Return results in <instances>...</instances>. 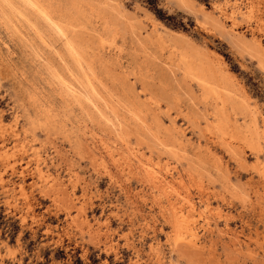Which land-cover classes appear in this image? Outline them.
I'll return each mask as SVG.
<instances>
[{
  "label": "rangeland",
  "instance_id": "374dc122",
  "mask_svg": "<svg viewBox=\"0 0 264 264\" xmlns=\"http://www.w3.org/2000/svg\"><path fill=\"white\" fill-rule=\"evenodd\" d=\"M0 9V264H264V0Z\"/></svg>",
  "mask_w": 264,
  "mask_h": 264
},
{
  "label": "bare ground",
  "instance_id": "6f19581e",
  "mask_svg": "<svg viewBox=\"0 0 264 264\" xmlns=\"http://www.w3.org/2000/svg\"><path fill=\"white\" fill-rule=\"evenodd\" d=\"M1 1H3V0H1ZM25 1H26V0H25ZM30 1H31V0H30ZM35 1H36V0H35ZM37 2H38V1H37ZM5 3H6V2H5ZM2 4H3V3H2ZM6 4H8V3H6ZM11 4H12V3H11ZM26 4H27V3H26ZM31 4H32V3H31ZM29 5H30V4H29ZM2 6H3V5H2ZM6 6H7V5H6ZM11 6H14V5H11ZM3 7H4V6H3ZM7 7H8V6H7ZM21 7H22V6H21ZM33 7H34V5H33ZM40 7H42V6L40 5ZM5 8H6V7H5ZM9 8H10V7H9ZM13 8H15V7H13ZM22 8H23V7H22ZM31 8H32V7H31ZM36 8H37V7H36ZM2 9H3V11H4V8H2ZM10 9H11V8H10ZM32 9H34V8H32ZM42 9H43V8H42ZM0 10H1V9H0ZM14 10H15V9H14ZM37 10H38V9H36V11H37ZM43 10H44V9H43ZM11 11H13V10H11ZM17 11H18V10H17ZM33 11H35V9H34ZM36 11H35V12H36ZM44 11H46V10H44ZM18 12H19V11H18ZM37 12H39V11H37ZM11 13H12V12H11ZM16 13H17V12H16ZM19 13H20V12H19ZM0 14H1V13H0ZM13 14H14V13H13ZM13 14H12V15H13ZM3 15H4V14H3ZM21 16H22V14H21ZM66 16H67V15H66ZM2 17H3V16H2ZM12 17H13V16H12ZM23 17H24V16H23ZM26 17H27V16H26ZM0 18H1V15H0ZM19 18H20V17H19ZM120 18H121V17H120ZM2 19H3V18H2ZM2 19H1V20H2ZM14 19H15V18H14ZM17 19H18V18H17ZM17 19H16V20H17ZM20 19H22V18H20ZM25 19H26V18H25ZM47 19H48V18H47ZM47 19H46V20H47ZM106 19H107V18H105V20H106ZM108 19H109V18H108ZM3 20H4V19H3ZM5 20H6V17H5ZM49 20H50V19H49ZM74 20H75V19H74ZM6 21H7V20H6ZM9 21H10V20H9ZM9 21H8V23L10 24L11 21H10V22H9ZM75 21H76V20H75ZM111 21H112V19H111ZM114 21H116V20H114ZM199 21H200V20H199ZM13 22H14V21H13ZM27 22H28V21H27ZM42 22H43V21H42ZM45 22H46V21H45ZM49 22H50V21H49ZM200 22H201V21H200ZM4 23H6V22H4ZM17 23H18V22H17ZM20 23H21V22H20ZM29 23H30V22H29ZM115 23H117V22H115ZM202 23H203V21H202ZM18 24H19V23H18ZM50 24H51V23H50ZM1 25H2V24H1ZM77 25H78V24H77ZM77 25H76V26H77ZM107 25H108V24H107ZM5 26H6V25H5ZM7 26H8V25H7ZM22 26H23V25H22ZM78 26H80V25H78ZM102 26H103V28H104V25H102ZM11 27H14V26L11 25ZM16 27H17V26H16ZM32 27H33V26H32ZM54 27H55V26H54ZM117 27H118V26H116V28H115L116 30H117ZM2 28H3V27H2ZM20 28H21V26H20ZM22 28H23V27H22ZM24 28H25V27H24ZM56 28H58V27L56 26ZM79 28H80V27H79ZM103 28H102V29H103ZM110 28H112V27L110 26ZM4 29H5V27H4ZM4 29H3V30H4ZM8 29H9V28H8ZM10 29H11V28H10ZM52 29H53V28H52ZM61 29H62V28H61ZM61 29H60V30H61ZM65 29H66V28H65ZM68 29H69V28H68ZM34 30H35V27H34ZM48 30L50 31L49 28H48ZM69 30H70V29H69ZM74 30H76V29H74ZM77 30H79V29L77 28ZM77 30H76V31H77ZM116 30H115V32H116ZM11 31H13V29H11ZM14 31H16V29H15ZM24 31H26V29H25ZM76 31H75V34L77 35ZM108 31H109V30H108ZM108 31H107V32H108ZM7 32H8V30H7ZM29 32H30V31H29ZM31 32H32V30H31ZM42 32H43V31H42ZM61 32H62V31H61ZM111 32H114V31H111ZM111 32H110V33H111ZM11 33H12V32H11ZM51 33H52V32H51ZM63 33H65V32H63ZM9 34H10V33H9ZM14 34H16V36L18 35L17 33H14ZM36 34H37V33H36ZM60 34H61V33H60ZM113 34H115V33H113ZM50 35H51V34H50ZM76 35H75V36H76ZM7 36H8V35H7ZM14 36H15V35H14ZM62 36H63V34H62ZM8 37H9V36H8ZM17 37H18V36H17ZM39 37H40V36H39ZM76 37H77V36H76ZM76 37H75V38H76ZM79 37H80V40H81V35H80ZM79 37H78V39H79ZM18 38H20V37H18ZM25 38H26V37H25ZM36 38H37V37H36ZM50 38H51V37H50ZM67 38H68V37H67ZM10 39H11V38H10ZM17 40H18V39H17ZM20 40H21V39H20ZM24 40H27V39H24ZM31 40H32V39H31ZM80 40H79V41H80ZM12 41H13V40H12ZM60 41H61V40H60ZM62 41H63V39H62ZM62 41H61V42H62ZM102 41H103V40H102ZM1 42H2V41H1ZM19 42H20V41H19ZM23 42H24V41H23ZM27 42H28V41H27ZM64 42H65V41H64ZM70 42L72 43V41H70ZM11 43H12V42H11ZM17 43H18V42H17ZM21 43H22V42H21ZM43 43H44V42H43ZM55 43H56V42H55ZM58 43H59V42H58ZM73 43H74V42H73ZM103 43H104V42H103ZM18 44H19V43H18ZM28 44L31 45L30 43H28ZM59 44H60V43H59ZM65 44H66V42H65ZM10 45H11V44H10ZM12 45H13V44H12ZM19 45H21V44H19ZM46 45H47V44H46ZM72 45H73V44H72ZM3 46H4V45H3ZM31 46H32V45H31ZM35 46H36V45H35ZM21 47H22V46H21ZM75 47H77V45H75ZM7 48H8V47H7ZM27 48H28V47H27ZM51 48H52V46H51ZM53 48H54V47H53ZM72 48H73V47H72ZM77 48H78V47H77ZM19 49H20V47H19ZM54 49H55V48H54ZM29 50H31V49H29ZM75 50H76V49H75ZM77 50H78V49H77ZM80 50H82V49H80ZM260 50H262V49H260ZM27 51H28V49H27ZM27 51H26V52H27ZM34 51H35V50H34ZM51 51H52V50H51ZM9 52H10V51H9ZM32 52H33V50H32ZM56 52H57V51H56ZM58 52H59V51H58ZM58 52H57V53H58ZM66 52H67V51H66ZM72 52H73V51H72ZM35 53H37V52H35ZM76 53L78 54V51H77ZM80 53H81V52H80ZM14 54H15V53H14ZM65 54H66V53H65ZM69 54H70V53H69ZM77 54H76V55H77ZM185 54H186V53H185ZM27 55H28V53H27ZM34 55H35V54H34ZM36 55H37V54H36ZM38 55H39V54H38ZM57 55H60V54L58 53ZM73 55H74V54H73ZM181 55H182V54H181ZM181 55H180V56H181ZM195 55H196V54H195ZM263 55H264V54H263ZM263 55H262V57H264ZM11 56H13V55H11ZM67 56H68V55H67ZM186 56H187V55H186ZM201 56H202V55H201ZM260 56H261V55H260ZM37 57H38V56H37ZM59 57H60V56H59ZM61 57H62V56H61ZM77 57H78V56H77ZM194 57L196 58V56H194ZM194 57H193V58H194ZM199 57H200V56H199ZM29 58H30V57H29ZM57 58H58V57H57ZM62 58H63V57H62ZM178 58H179V57H178ZM203 58H204V57H203ZM203 58L201 57V59H203ZM211 58H212V57H211ZM60 59H61V58H60ZM77 59H78V58H77ZM79 59H80L79 61L82 60V58H79ZM182 59H183V58H182ZM182 59H181V60H182ZM184 59H185V58H184ZM197 59H198V57H197ZM258 59L260 60V58H258ZM3 60H4V59H3ZM61 60H62V59H61ZM188 60L191 61V62L188 63L189 61H186V60H185V63L183 64V65H184V68H185V70H186L188 73H192V75H195V77H196L197 80L199 81V84L201 85V88L203 87V89H206V90L211 91V92H213V93H216V94H218V95H219L220 93H223L222 96H223V95H227V94H229L230 91H229V92H227V91H228V89H230V88L228 87V89H227V85H226V88H225V86H223V84H222V81L217 80V79H216L217 77L215 78L214 73L211 72V71L206 67V65H203V64H201V63H195L194 61L190 60L189 58H188ZM195 60H196V59H195ZM204 60L206 61L205 58H204ZM210 60H211V59H210ZM218 60H219V58H218ZM33 61H35V60H33ZM42 61H44V59H43ZM48 61H49V60H48ZM201 61H202V60H201ZM220 61H221V60H220ZM260 61H261V60H260ZM0 62H1V61H0ZM76 62H77V61H76ZM203 62H204V61H203ZM36 63H37V61H36ZM44 63H45V61H44ZM51 63H52V62H51ZM51 63H50V64H51ZM63 63H64V62H63ZM177 63H178V62H177ZM182 63H183V62H182ZM221 63H222V62H221ZM2 64H3V63H2ZM209 64H210V61H209ZM36 65H37V64H36ZM51 65H52V64H51ZM183 65H182V66H183ZM210 65H211V64H210ZM212 65H213V64H212ZM221 65H222V64H221ZM262 65H264V64H262ZM1 66H2V65H1ZM8 66H9V65H8ZM43 66H44V65H43ZM67 66H68V65H67ZM2 67H3V66H2ZM14 67H15V66H14ZM64 67H65V66H64ZM213 67H214V66H213ZM6 68H7V67H6ZM35 68H36V67H35ZM41 68H42V67H41ZM56 68H57V66H56ZM209 68H210V67H209ZM214 68H215V67H214ZM182 69H183V68H182ZM218 69H219V67H218ZM5 70H6V69H5ZM69 70H70V69H69ZM211 70H212V68H211ZM214 70H215V69H214ZM42 71H43V70H42ZM49 71H50V70H49ZM214 72H215V71H214ZM228 72H229V71H228ZM228 72H227V73H228ZM15 74H16V73H15ZM222 74H223V72H222ZM224 74H225V73H224ZM228 74H229V73H228ZM20 75H21V73H20ZM49 75H50V74H49ZM57 75H58V74H57ZM50 76H51V75H50ZM226 76H227V75H226ZM228 76H229V75H228ZM228 76H227V79H225V80H227V81H228ZM59 77H60V76H59ZM193 77H194V76H193ZM22 78H23V77H22ZM54 78H55V77H54ZM229 78H230V77H229ZM55 79H56V78H55ZM58 79H59V78H58ZM73 79H74V78H73ZM63 80H64V79L61 78V81H63ZM229 80H231V79H229ZM56 81H57V79H56ZM227 81H226V82H227ZM224 82H225V81H224ZM226 82H225V83H226ZM229 82H230V81H229ZM233 82H234V81H233ZM225 83H224V84H225ZM231 83H232V81H231ZM231 83H230V85H231ZM234 83H235V82H234ZM53 84H54V83H53ZM57 84H58V83H57ZM197 84H198V83H197ZM47 85H48V84H47ZM63 85H64V87H65V84H64V83H63ZM200 85H199V86H200ZM55 86H56V85H55ZM70 86H71V85H70ZM199 86H198V87H199ZM64 87H63V88H64ZM232 87H233L232 89L235 90V89H234V84H233ZM72 88H73V87H72ZM74 88H76V87H74ZM68 89H69V88H68ZM70 89H71V88H70ZM76 90H77V89H76ZM240 90H241V89H240ZM244 90H245V89H244ZM71 91H72V90H71ZM203 91H204V90H203ZM12 92H13V91H12ZM69 92H70V91H69ZM72 92H73V91H72ZM78 92H79V91H78ZM204 92H205V91H204ZM234 92H236V90H235ZM75 93H76V92H75ZM75 93H74V94H75ZM71 95H73V94H71ZM75 95H76V94H75ZM231 95H232V94H231ZM234 95H235V94H234ZM244 95H245V94H244ZM57 96H59V95H57ZM222 96H221V97H222ZM229 96H230V95H229ZM229 96H228V98L231 97V96H230V97H229ZM232 96H233V95H232ZM235 96H236V95H235ZM242 96H243V95H242ZM245 96H246V95H245ZM247 96H248V95H247ZM74 97H75V96H74ZM153 97H154V96H153ZM212 97H213V96H212ZM219 97H220V96H219ZM237 97H238V96H237ZM92 98H93V97H92ZM232 98H233V97H232ZM235 98H236V97H235ZM243 98H244V97H243ZM246 98H247V97H246ZM248 98H249V96H248ZM73 99H74V98H73ZM239 99H240V100H243V99H241V98H239ZM150 100H151V99H150ZM203 100H204V99H203ZM213 100H214V99H213ZM222 100H223V104H224V102H225V98H223ZM215 101H216V100H215ZM234 101H235V99H234ZM71 102H72V101H71ZM92 102H93V101H92ZM92 102H91V103H92ZM229 102H231V99H230ZM232 102H233V101H232ZM247 102H249V101H247ZM75 103H76V102H75ZM214 103H216V102H214ZM48 104H49V103H48ZM220 104H221V103H220ZM234 104H235V105H234L233 108H236V107H237V106H236V103L234 102ZM154 105H155V104H154ZM229 105H231V103H230ZM237 105H238V104H237ZM240 105H241V104H240ZM242 105H243V104H242ZM79 106H80V105H79ZM79 106H77V107H79ZM159 106H160V105H159ZM221 106H222V105H221ZM221 106H220V107H221ZM224 106H225V104H224ZM226 106H227V105H226ZM235 106H236V107H235ZM255 106H256V105H255ZM28 107H29V106H28ZM69 107H71V106L69 105ZM216 107H217V109H219V106H218V105H217ZM222 107H223V106H222ZM230 107H232V106H230ZM73 108H74V107H73ZM95 108H96V106H95ZM244 108H245V107H244ZM79 109H81V108L79 107ZM229 109H230V108H229ZM231 109H232V108H231ZM236 109H237V108H236ZM254 109H255V108H254ZM256 109H257V108H256ZM82 110H83V109H82ZM214 110H215V109H214ZM225 110H226V109H225ZM78 111H79V110H78ZM215 111H216V110H215ZM230 111H231V110H230ZM247 111H248V109H247ZM218 112H219V110H218ZM220 112H221V109H220ZM223 112H224V111H223ZM234 112H236V111L234 110ZM243 112H244V111H243ZM243 112H241V113L243 114ZM251 112H252V111H251ZM60 113H61V112H60ZM221 113H222V112H221ZM226 113H227V111L224 112V114H226ZM18 114H19V113H18ZM62 114H63V113H62ZM133 114H134V113H133ZM218 114H219V113H218ZM222 114H223V113H222ZM222 114H221V115H222ZM236 114H237V113H236ZM245 114H246V112H245ZM250 114H251V113H250ZM226 115L228 116V114H226ZM226 115H225V116H226ZM243 115H244V114H243ZM243 115H242V116H243ZM231 116H232V115H231ZM240 116H241V115H240ZM245 116H246V115H245ZM262 116H263V115H262ZM262 116H261V117H262ZM51 117H52V116H51ZM228 117H229V116H228ZM228 117H227L226 119H228ZM233 117H236V116H233ZM237 117H238V116H237ZM237 117H236V118H237ZM249 117H251V116H249ZM252 117H253V114H252ZM57 118H58V117H57ZM218 118H219V119L222 118V119H221V123H220L221 125H225V127H226V125H228V123L226 124V120H225V117H224V116L221 117V118H220V117H218ZM229 118H230V117H229ZM245 118H246V117H245ZM254 118H255V117H254ZM63 119H64V118H63ZM219 119H218V120H219ZM248 119H249V118H248ZM57 120H58V119H57ZM228 120H229V119H228ZM263 120H264V119H263ZM25 121H26V120H25ZM60 121H61V120H60ZM69 122H70V121H69ZM233 122H235V120H233ZM263 122H264V121H263ZM143 123H144V122H143ZM229 123H230V121H229ZM250 123H251V122H250ZM19 124H20V123H19ZM232 124L234 125V123H232ZM253 124H255V123H253ZM47 125H48V124H47ZM214 125L217 126L218 124H217V125L214 124ZM235 125H239V123L237 124V123L235 122ZM247 125H248V124H247ZM250 125H251V124H250ZM253 126H254V125H253ZM253 126H252V127H253ZM51 127H52V126H51ZM219 127H220V126H219ZM219 127H218V128H219ZM221 127H222V126H221ZM223 127H224V126H223ZM227 127H228V126H227ZM230 127L233 129L232 126H230ZM239 127H240V126H239ZM15 128H16V127H15ZM218 128H217V129H218ZM240 128H241V127H240ZM240 128H239V129H240ZM247 128H248V127H247ZM262 128H263V127H262ZM215 129H216V128H215ZM219 129H220V128H219ZM239 129L236 128V129L233 130V131L238 132ZM12 130H13V129H12ZM16 130H17V129H16ZM42 130H43V129H42ZM45 130H46V128H45ZM48 130H50V129H48ZM228 130H229V129H228ZM236 130H237V131H236ZM43 131H44V130H43ZM220 131H221V130H220ZM239 131H240V130H239ZM35 132H36V131H35ZM222 132H223V131H222ZM225 133H226V130H225ZM228 133H229V132H228ZM230 133H231V132H230ZM244 133H246V132H244ZM256 133H257V132H256ZM12 134H13V132H12ZM155 134H156V132H155ZM155 134L153 133V135H155ZM231 134H232V136L234 135L233 133H231ZM241 134H242V133H241ZM247 134H248V132H247ZM249 134H250V133H249ZM261 134H262V133H261ZM5 135H6V134H5ZM157 135H158V134H157ZM226 135H227V133H226ZM226 135H225V136H226ZM228 135H229V134H228ZM242 135H243V134H242ZM242 135H241V137H243ZM262 135H263V134H262ZM7 136H8V135H7ZM225 136H224V137H225ZM230 136H231V135H230ZM234 136H236V134H235ZM234 136H233V137H234ZM237 136L239 137L240 135L238 134ZM245 136H246V134H245ZM245 136H244V137H245ZM157 137H158V136H157ZM233 137H232V138H233ZM238 137H237V138H238ZM244 137H243V138H244ZM247 137H248V136H246L245 138H247ZM0 138H1V137H0ZM4 138H5V137H4ZM21 138H22V137H21ZM228 138H229V136H228ZM230 138H231V137H230ZM234 138H235V137H234ZM11 139H12V138H11ZM31 139H32V138H31ZM157 139H158V138H157ZM157 139H156V141L159 140V139H158V140H157ZM161 139H162V138H161ZM235 139H236V138H235ZM239 139H241V138L239 137ZM239 139H238V140H239ZM8 140H9V139H8ZM238 140H237V141H238ZM242 140H245V139H242ZM143 141H144V140H143ZM154 141H155V140H154ZM161 141H163V139H162ZM161 141H160V142H161ZM12 142H13V141H12ZM160 142H156V143H160ZM15 143L17 144L16 141H15ZM21 144H22V143H20V145H21ZM23 144H24V143H23ZM161 144H162V142H161ZM163 144H165V143H163ZM6 145H7V144H6ZM161 146H163V145H161ZM161 146H160V147H161ZM5 147H6V146H5ZM15 147H16V146H15ZM169 147H170V146H169ZM10 148H11V147H10ZM10 148H9V149H10ZM20 148H22V147L20 146ZM20 148H19V149H20ZM23 148H25V147H23ZM162 148H163V147H162ZM17 149H18V148H17ZM166 149H168V148H166ZM173 149H174V148H173ZM21 150H22V149H21ZM169 150H170V149H169ZM171 150H172V149H171ZM21 152H22V151H21ZM172 152H173V151H172ZM24 153L26 154L27 152L25 151ZM174 153H175V152H174ZM174 153H173V154H174ZM178 153H179V152H178ZM20 154H21V153H20ZM176 156H177V155H176ZM21 157H22V156H21ZM122 157H123V156H122ZM22 159H23V158H22ZM29 161H30V160H29ZM29 161L27 162V164L29 163ZM2 163H4V162H2ZM2 163H1V165H2ZM8 163H9V162H8ZM9 164H11V163H9ZM37 167H38V166H37ZM37 167H36V168H37ZM8 168H9V167H8ZM194 169H195V168H194ZM14 170H15V169H14ZM16 170H17V169H16ZM41 170H42V169H41ZM37 172L40 174L42 171H39V170H38ZM7 173H8V172H7ZM7 173H6V174H7ZM11 173H12V171H11ZM23 173H24V172H23ZM42 174H43V173H42ZM42 174H41V175H42ZM155 178H156V177H155ZM21 188H23V187L21 186ZM190 205H191V204H190ZM181 207H182V206H181ZM191 207H192V206H191ZM176 222H179V220L176 221ZM183 222H184V223H183ZM183 222H182V224L178 223V224H180V225H179V226H180V227H179V228H180V232H181V230L184 229L183 231H186L187 234H188V235H186L185 237L188 239L189 242H191V243L194 244V243H195V239H196V238H195V231H194L195 229H194L193 226H191V224H190L189 222L187 223V222H185L184 220H183ZM175 226L177 227V225H175ZM177 229H178V228H177ZM178 230H179V229H178ZM183 231H182V232H183ZM186 232H184V233H186ZM183 236H184V235H183Z\"/></svg>",
  "mask_w": 264,
  "mask_h": 264
},
{
  "label": "trees",
  "instance_id": "16d2710c",
  "mask_svg": "<svg viewBox=\"0 0 264 264\" xmlns=\"http://www.w3.org/2000/svg\"><path fill=\"white\" fill-rule=\"evenodd\" d=\"M159 16H160V14H158ZM160 17H162V16H160Z\"/></svg>",
  "mask_w": 264,
  "mask_h": 264
}]
</instances>
